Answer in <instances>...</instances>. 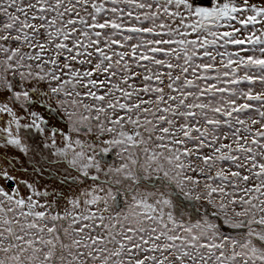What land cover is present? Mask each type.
<instances>
[{"label":"snow or ice","instance_id":"6c2138e0","mask_svg":"<svg viewBox=\"0 0 264 264\" xmlns=\"http://www.w3.org/2000/svg\"><path fill=\"white\" fill-rule=\"evenodd\" d=\"M0 264H264V0H0Z\"/></svg>","mask_w":264,"mask_h":264}]
</instances>
